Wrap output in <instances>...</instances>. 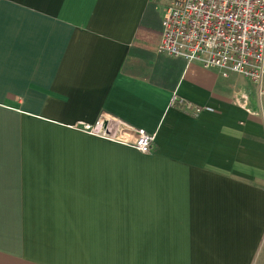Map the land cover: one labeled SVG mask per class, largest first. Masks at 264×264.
<instances>
[{
    "label": "crops",
    "instance_id": "obj_1",
    "mask_svg": "<svg viewBox=\"0 0 264 264\" xmlns=\"http://www.w3.org/2000/svg\"><path fill=\"white\" fill-rule=\"evenodd\" d=\"M157 1L0 0V264H264L257 87L160 55Z\"/></svg>",
    "mask_w": 264,
    "mask_h": 264
},
{
    "label": "built area",
    "instance_id": "obj_2",
    "mask_svg": "<svg viewBox=\"0 0 264 264\" xmlns=\"http://www.w3.org/2000/svg\"><path fill=\"white\" fill-rule=\"evenodd\" d=\"M160 55L199 63L223 77L237 75L257 87L264 106V0H173L161 17ZM249 111L248 96H240ZM170 107L197 116L211 109L194 106L176 93ZM107 137L97 126L87 129ZM134 147L143 154L154 149V136L138 132ZM264 191V187H263Z\"/></svg>",
    "mask_w": 264,
    "mask_h": 264
},
{
    "label": "rangeland",
    "instance_id": "obj_3",
    "mask_svg": "<svg viewBox=\"0 0 264 264\" xmlns=\"http://www.w3.org/2000/svg\"><path fill=\"white\" fill-rule=\"evenodd\" d=\"M158 5L155 9H153L149 14V19L152 20L151 25L153 28H158L160 26V19H161V13L166 8L167 5L172 3V0H158ZM152 40L155 41V36H150Z\"/></svg>",
    "mask_w": 264,
    "mask_h": 264
}]
</instances>
